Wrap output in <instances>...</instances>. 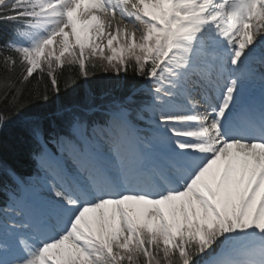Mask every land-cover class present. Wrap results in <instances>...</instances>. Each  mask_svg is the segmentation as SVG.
<instances>
[{"label":"snow or ice","instance_id":"obj_1","mask_svg":"<svg viewBox=\"0 0 264 264\" xmlns=\"http://www.w3.org/2000/svg\"><path fill=\"white\" fill-rule=\"evenodd\" d=\"M0 71V264H264V0H0Z\"/></svg>","mask_w":264,"mask_h":264},{"label":"trees","instance_id":"obj_2","mask_svg":"<svg viewBox=\"0 0 264 264\" xmlns=\"http://www.w3.org/2000/svg\"><path fill=\"white\" fill-rule=\"evenodd\" d=\"M46 67V66H45ZM69 66L68 65H61L60 67H57L55 70L56 75L60 76V87L61 89L65 88L69 81V76H75L78 72V65L72 66L71 73L68 71ZM38 74L33 75V77H30L28 81H25L23 86H21L17 80L18 72L16 75L12 76L11 80H8V84H15L16 87H23L24 89H27L29 92L35 91L37 88H39L40 91H43V85L38 83L37 77ZM4 76L5 74L0 71V91H3V84H4ZM45 83H47L50 87V79L45 76ZM82 83V82H81ZM116 83L115 77L109 75H105L103 73H98L94 76H92L91 80L85 87L91 88L96 91H101L105 89L106 87H112ZM75 87V86H73ZM79 89H77V92ZM77 92H73L71 89H69L68 95L65 96V99L70 98L71 96H74L77 94ZM5 139L13 145L12 150H10L6 154V158L9 160L10 163L15 164L17 167H19L22 171L27 170L29 167V157H28V144L27 142L22 139V134L15 128H9L5 132Z\"/></svg>","mask_w":264,"mask_h":264},{"label":"bare ground","instance_id":"obj_3","mask_svg":"<svg viewBox=\"0 0 264 264\" xmlns=\"http://www.w3.org/2000/svg\"><path fill=\"white\" fill-rule=\"evenodd\" d=\"M53 48H54V50H56V54L58 55L59 54V50L56 49L55 45H53Z\"/></svg>","mask_w":264,"mask_h":264},{"label":"rangeland","instance_id":"obj_4","mask_svg":"<svg viewBox=\"0 0 264 264\" xmlns=\"http://www.w3.org/2000/svg\"><path fill=\"white\" fill-rule=\"evenodd\" d=\"M106 43V42H105ZM108 53H107V49H105V55H107Z\"/></svg>","mask_w":264,"mask_h":264}]
</instances>
